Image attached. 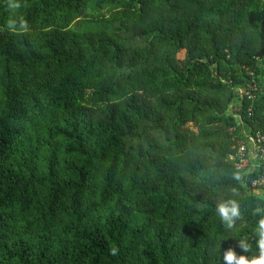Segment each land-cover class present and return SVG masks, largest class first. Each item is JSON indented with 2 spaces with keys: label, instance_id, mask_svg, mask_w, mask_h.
I'll return each mask as SVG.
<instances>
[{
  "label": "trees",
  "instance_id": "16d2710c",
  "mask_svg": "<svg viewBox=\"0 0 264 264\" xmlns=\"http://www.w3.org/2000/svg\"><path fill=\"white\" fill-rule=\"evenodd\" d=\"M19 3L0 0V264L258 256L264 196L228 157L264 135V0Z\"/></svg>",
  "mask_w": 264,
  "mask_h": 264
},
{
  "label": "built area",
  "instance_id": "2783aa9c",
  "mask_svg": "<svg viewBox=\"0 0 264 264\" xmlns=\"http://www.w3.org/2000/svg\"><path fill=\"white\" fill-rule=\"evenodd\" d=\"M257 90L256 84L252 83L246 88L238 89L239 96L247 99L254 98L253 92ZM251 116V113L249 114ZM239 125L243 126L241 117L234 115ZM236 127L230 128L235 133ZM234 151L228 159L233 163L236 172L249 180L250 188L255 194L264 196V135L259 132H250L242 127L241 135L234 138Z\"/></svg>",
  "mask_w": 264,
  "mask_h": 264
},
{
  "label": "clouds",
  "instance_id": "9594fccd",
  "mask_svg": "<svg viewBox=\"0 0 264 264\" xmlns=\"http://www.w3.org/2000/svg\"><path fill=\"white\" fill-rule=\"evenodd\" d=\"M8 7L15 12L20 7L19 0H8ZM6 26L10 32L15 34L29 31V25L23 17L19 19L9 18L6 21ZM234 179L240 180V176L236 175ZM216 212L228 229H232L236 221L241 217L240 205L234 199H227L219 203L216 207ZM252 215L258 217L253 236L256 238L259 255L251 258L246 255L237 256L234 251L228 250L223 256L226 264H264V207H256ZM239 243L245 253L248 252L246 239L239 240Z\"/></svg>",
  "mask_w": 264,
  "mask_h": 264
}]
</instances>
